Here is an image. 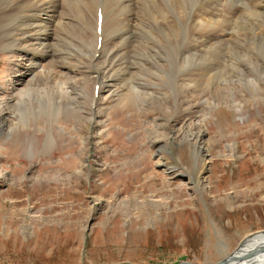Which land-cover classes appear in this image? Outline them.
Returning a JSON list of instances; mask_svg holds the SVG:
<instances>
[{"label": "rangeland", "instance_id": "rangeland-1", "mask_svg": "<svg viewBox=\"0 0 264 264\" xmlns=\"http://www.w3.org/2000/svg\"><path fill=\"white\" fill-rule=\"evenodd\" d=\"M8 1L5 34L18 38L22 9ZM90 1L40 71L17 46L0 50V264L216 262L264 231V37L196 45L195 6L156 4L138 13L142 44L117 0ZM243 3L227 33L264 27ZM99 12L104 37L124 38L96 41Z\"/></svg>", "mask_w": 264, "mask_h": 264}, {"label": "bare ground", "instance_id": "bare-ground-1", "mask_svg": "<svg viewBox=\"0 0 264 264\" xmlns=\"http://www.w3.org/2000/svg\"><path fill=\"white\" fill-rule=\"evenodd\" d=\"M90 1V0H89ZM116 1V0H115ZM118 1V7L114 8L118 10L119 17H121V20L125 23L127 27V33L130 34V37L128 39H132L137 37L138 40L143 44L147 41L143 33H139L137 35V30L139 26H143L146 22L145 19H141L138 17V13L143 11L144 8L147 10L146 5H153L155 6L160 5L165 8H167L170 11H182L184 9H189L188 6L194 5L195 7L192 8L190 11H192L191 14H193V19L191 20V24L189 27V31L191 32L192 38L190 40L193 44L198 43H204V44H225L228 40L239 41V43H243L242 40L245 39H256V38H262L264 37V27L263 26H253L251 28H248L247 31H242L237 29L238 31H232L231 33H227L228 30L223 28L225 26L222 22L225 21L226 18L232 17L234 15L239 14L238 12L242 9L241 4L243 2H247L251 9L254 11L255 14H259L261 12H264V0H117ZM87 0H15L14 4L21 6L22 9V15H21V22H20V34L18 38H15L13 35L7 36L5 34L4 30V22L6 19V16L8 15V11L13 6V3L9 2L8 0H0V50L2 48H9L10 47H16L24 52L27 53V56L30 61H34L37 63L43 62L46 63L49 61V57L55 56L54 52L50 49L53 44V41L59 39L57 36L58 31L60 28H74V18H77V15L85 10H87L86 5ZM91 2V1H90ZM101 2V1H100ZM93 3V2H92ZM91 3V4H92ZM109 3V2H108ZM116 3V2H115ZM114 3V4H115ZM96 4L97 2L93 3V10L95 13V16H97L96 13ZM107 4V2H106ZM244 4V3H243ZM242 4V5H243ZM108 5V4H107ZM106 5V6H107ZM113 5V4H112ZM152 7V6H151ZM150 7V8H151ZM244 7V6H243ZM247 7V6H246ZM109 8V7H108ZM13 9V8H12ZM20 9V7H19ZM105 9V7H104ZM113 9V8H112ZM18 10V9H17ZM107 10V9H106ZM105 10V11H106ZM165 10V9H164ZM251 10V14L253 15V11ZM104 11V10H103ZM104 11V12H105ZM108 11V10H107ZM115 11V10H113ZM154 11V10H153ZM189 11V10H188ZM249 11V10H248ZM11 12V11H10ZM14 12V11H13ZM12 12V13H13ZM20 12V11H19ZM112 12V10H111ZM167 12V10H166ZM185 12V10H184ZM150 16L151 14L147 12ZM160 13V12H159ZM179 13V12H178ZM244 13V12H243ZM250 13V12H249ZM241 14V13H240ZM81 15V14H80ZM106 15V14H104ZM101 13V16H104ZM111 15V14H110ZM186 15V14H185ZM94 16V17H95ZM115 16V15H114ZM169 16V15H168ZM20 17V16H19ZM107 17V16H105ZM164 17V16H163ZM167 17V16H166ZM176 17V16H175ZM181 17V15H180ZM183 17V16H182ZM219 17H223L221 20H219ZM251 17V16H250ZM249 17V18H250ZM79 18V17H78ZM81 18V16H80ZM91 18V16L89 17ZM116 18V17H115ZM152 18V17H151ZM161 18V16H160ZM170 18V17H169ZM172 18V17H171ZM191 18V17H190ZM240 18V17H239ZM242 18V17H241ZM245 18V16H244ZM262 18V17H261ZM96 19V18H95ZM111 19V18H110ZM155 19V18H154ZM189 20L186 18L185 20ZM20 20V19H19ZM80 20V19H79ZM84 21V18L82 19ZM93 20V19H92ZM112 20V19H111ZM163 20V19H161ZM183 20V19H182ZM233 20V19H231ZM248 19H246L247 21ZM251 20V19H250ZM264 20V19H263ZM110 21V20H109ZM152 21V20H151ZM158 21V20H157ZM190 21V20H189ZM258 21V20H257ZM260 21V20H259ZM76 22V21H75ZM86 22V21H85ZM114 22V21H113ZM160 22V20H159ZM252 22V21H251ZM255 22V21H254ZM18 23V22H16ZM109 23V22H108ZM149 23V22H148ZM158 23V22H157ZM174 19L172 20H164L162 22L163 25H160L162 33H169V29L174 25ZM180 23V22H179ZM177 23V24H179ZM187 23V22H186ZM230 23V22H229ZM240 23V22H239ZM96 24V23H95ZM104 24V23H103ZM151 24V23H150ZM188 24V23H187ZM227 24V22H226ZM238 24V23H237ZM251 24V23H250ZM78 25V23H77ZM148 25V24H147ZM156 25V24H155ZM176 25V24H175ZM241 25V24H240ZM264 25V24H262ZM18 26V25H17ZM86 26V25H85ZM84 26V27H85ZM104 26V25H103ZM157 26V25H156ZM180 26V25H179ZM186 26V25H185ZM228 26V25H226ZM252 26V25H251ZM82 27V26H81ZM108 27V26H107ZM149 27V26H147ZM177 27V26H175ZM232 27V26H231ZM236 27V26H235ZM15 28V27H14ZM89 28V27H88ZM144 28V26H143ZM142 28V29H143ZM146 28V27H145ZM156 28V27H154ZM159 28V27H158ZM181 28V26H180ZM186 28V27H185ZM239 28V27H238ZM241 28V27H240ZM13 29V28H12ZM82 29V28H81ZM86 30V28H84ZM91 29V28H90ZM103 29V28H102ZM179 29V27H178ZM177 29V30H178ZM70 30V29H69ZM83 30V29H82ZM140 30V28H139ZM151 30V27H150ZM149 30V31H150ZM187 30V29H184ZM231 30V29H230ZM229 30V31H230ZM235 30V29H234ZM244 30V29H243ZM75 31V30H74ZM72 31V32H74ZM97 32L96 34L101 35V39H97L96 41L99 44L110 42L109 44H112L116 42L119 39L124 38L123 36L117 35L112 37V39H106L103 35V32ZM174 32V28L171 29V32ZM181 31V30H179ZM17 32V31H16ZM62 32V31H61ZM60 34L62 35V33ZM82 32V31H81ZM81 32L79 34H81ZM123 32V31H122ZM141 32V31H140ZM148 32V31H147ZM152 32V31H151ZM172 32V33H173ZM186 32V31H185ZM66 33V32H65ZM70 33V32H69ZM184 33V32H183ZM67 34V33H66ZM71 34V33H70ZM77 34V33H76ZM115 34V33H114ZM153 34V33H152ZM156 34V33H155ZM187 34V33H186ZM230 34V35H229ZM69 35V34H68ZM92 35V34H90ZM97 35V36H98ZM108 35V34H107ZM151 35V34H149ZM158 35V34H157ZM174 35V34H173ZM180 35V34H179ZM178 35V36H179ZM183 34H181L182 36ZM17 36V35H16ZM64 36V35H63ZM112 36V35H111ZM148 36V35H147ZM156 36V35H155ZM177 36V35H176ZM181 36L179 38H181ZM149 37V36H148ZM94 38V37H93ZM96 38V37H95ZM155 38V37H154ZM167 38V37H166ZM185 38V37H184ZM243 38V39H242ZM63 39V38H62ZM159 39V38H157ZM165 39V38H164ZM217 41H214V40ZM95 40V39H94ZM156 40V39H155ZM155 40H153L155 42ZM162 40V39H161ZM189 40V39H188ZM63 41V40H62ZM82 41V40H81ZM124 41V40H123ZM129 41V40H128ZM249 41V40H248ZM263 41V40H262ZM83 42V41H82ZM112 42V43H111ZM151 42V41H150ZM215 42V43H212ZM247 42V41H246ZM260 42V41H259ZM85 43V42H84ZM90 43V42H89ZM94 43V41H93ZM92 43V44H93ZM158 43V42H156ZM230 43V42H229ZM232 43V42H231ZM254 43V42H253ZM256 43V42H255ZM254 43V44H255ZM81 44V43H80ZM88 44V43H87ZM123 44V42H122ZM134 44V43H133ZM141 44V45H142ZM146 44V43H145ZM148 44V43H147ZM228 44V43H227ZM235 44V43H234ZM54 45V44H53ZM82 45V44H81ZM113 45V44H112ZM141 45H139L141 47ZM157 45V44H156ZM161 45V44H160ZM166 45V44H164ZM168 45V44H167ZM247 45V44H243ZM55 46V45H54ZM53 46V48H54ZM93 46V45H92ZM138 46V45H137ZM154 46V45H153ZM182 46V45H181ZM190 47V45H187ZM195 46V45H194ZM202 46H206L203 45ZM211 46V45H210ZM260 46V44H259ZM87 47V46H86ZM90 47V46H89ZM88 47V48H89ZM62 48V47H61ZM80 48V47H79ZM78 48V49H79ZM93 48V47H92ZM107 48V47H106ZM152 48V47H151ZM210 48V47H209ZM259 48V47H258ZM104 49V48H103ZM117 49V47H116ZM127 49V48H126ZM161 49V48H160ZM194 49V48H191ZM190 49V50H191ZM213 49V48H211ZM56 50V49H55ZM132 50V49H131ZM143 50V48H142ZM244 50V49H243ZM90 51V50H89ZM105 51V50H104ZM110 51V50H109ZM115 51V50H114ZM120 51V50H119ZM209 51V50H208ZM81 52V51H80ZM112 52V51H111ZM116 52V51H115ZM182 52V50H181ZM125 53V52H124ZM139 53V52H138ZM206 53V51H205ZM246 53V52H245ZM255 53V52H254ZM102 54V52H101ZM111 54V53H110ZM232 54V53H231ZM100 55V54H99ZM107 55V54H106ZM129 55V54H128ZM64 56V55H63ZM226 56V55H225ZM235 56V55H234ZM237 56V55H236ZM110 57V56H109ZM163 57V56H162ZM114 57H112L113 59ZM119 58V57H117ZM191 58V57H190ZM111 59V58H110ZM140 59V58H139ZM122 60V59H121ZM166 60V59H165ZM230 60V59H229ZM80 61V60H79ZM115 61V60H114ZM173 61V60H172ZM215 61V60H214ZM220 61V60H219ZM252 61V60H251ZM100 62V61H99ZM118 62V61H117ZM121 62V61H120ZM104 63V62H103ZM122 63V62H121ZM127 63V62H126ZM233 63V62H232ZM40 64V66H38ZM37 64L35 67L39 69V71L42 69L43 66L41 63ZM95 64V63H94ZM106 64V63H105ZM123 64H125L123 62ZM152 64V63H151ZM229 64V63H228ZM227 64V65H228ZM117 66H109L107 67L108 70H117V68L121 71V68L119 67L120 64H116ZM174 65V64H173ZM212 65V64H211ZM220 65V64H219ZM34 66V65H33ZM75 66V65H74ZM104 66V65H103ZM206 66V65H205ZM238 66V65H237ZM34 67V68H35ZM73 67V66H72ZM77 68H79L78 65H76ZM124 67V66H123ZM142 67V66H141ZM225 67V66H224ZM230 67V66H229ZM235 67V66H234ZM252 67V66H251ZM133 68V67H132ZM180 68V67H179ZM185 68V67H184ZM48 69V68H47ZM106 69V68H105ZM137 69V68H136ZM167 69V68H166ZM32 68L27 69L26 73L20 76H26L31 73ZM49 70V69H48ZM58 70V69H57ZM38 71V72H39ZM59 71V70H58ZM119 71V72H120ZM38 72H35L38 73ZM50 72V70H49ZM102 72V71H101ZM118 72V73H119ZM124 72V71H123ZM138 72V71H137ZM208 72V71H206ZM44 73V72H43ZM222 73V72H221ZM33 74V73H32ZM103 74V73H102ZM120 74V73H119ZM125 74V73H124ZM184 74V73H183ZM55 75H57L55 73ZM114 75V74H113ZM116 75V74H115ZM35 76V75H34ZM38 76V75H36ZM48 76V75H47ZM110 76V75H109ZM158 76V75H157ZM223 76V75H222ZM31 77V76H30ZM119 77V76H118ZM167 78V77H166ZM110 79V78H109ZM122 79V78H121ZM124 80V79H123ZM212 80V79H211ZM19 82V80H17ZM117 81V80H116ZM120 81V80H119ZM123 82V81H122ZM125 82V80H124ZM112 83V82H111ZM64 84V83H62ZM118 84V83H116ZM111 84L108 85V88ZM115 85V84H114ZM121 85V84H120ZM127 85V84H126ZM126 85H124L126 87ZM131 86V85H130ZM111 87V86H110ZM117 87V86H116ZM115 87V88H116ZM122 87V86H121ZM64 88V87H62ZM103 86H97L96 94L99 92L101 93ZM113 88V87H112ZM222 88V87H221ZM41 89V88H40ZM66 89V88H65ZM105 89V88H104ZM126 89V88H125ZM118 88L111 90L107 89L110 94H118V96H121V93H118ZM128 90V89H127ZM139 91V90H138ZM18 93L20 90L17 91ZM16 92V93H17ZM121 92V91H120ZM67 93V92H65ZM130 94V93H129ZM138 94V93H137ZM134 95V94H133ZM102 96V95H101ZM97 97V96H95ZM127 98V97H126ZM97 100V99H96ZM18 107V106H17ZM13 108V107H12ZM264 244V231L255 233L249 237L246 238L245 241H243V244L241 245V248L236 251V254L242 255L246 251L252 250L256 246ZM236 264H264V253L254 256L253 258L246 260L242 263H236Z\"/></svg>", "mask_w": 264, "mask_h": 264}, {"label": "water", "instance_id": "water-1", "mask_svg": "<svg viewBox=\"0 0 264 264\" xmlns=\"http://www.w3.org/2000/svg\"><path fill=\"white\" fill-rule=\"evenodd\" d=\"M263 232V231H262ZM245 239L243 238L239 245L229 254L225 255L222 257L220 260L210 263V264H236V263H242L245 262L246 260H249L253 258L256 255L264 253V244H260L253 248L252 250L246 251L242 255L236 254V251H238L241 248V245L243 244V241ZM178 264H202V263H194V262H187V261H182Z\"/></svg>", "mask_w": 264, "mask_h": 264}]
</instances>
